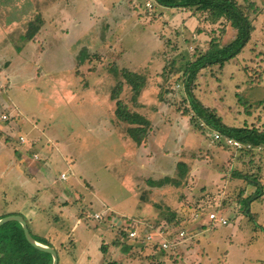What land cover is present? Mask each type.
Here are the masks:
<instances>
[{
	"label": "rangeland",
	"instance_id": "374dc122",
	"mask_svg": "<svg viewBox=\"0 0 264 264\" xmlns=\"http://www.w3.org/2000/svg\"><path fill=\"white\" fill-rule=\"evenodd\" d=\"M240 2L256 5L249 42L236 57L200 70L187 86L185 63L209 47L211 32H227L221 45L234 35L225 23L216 29L204 18L188 23L185 9L170 11L154 0H0V107L10 114L13 131L10 141L0 132V142L29 153L42 144L52 148L49 138L57 172L72 171L73 202L82 203L72 211L76 216L81 209L83 220L76 216L75 223L66 212L61 217L71 228L79 264L87 250L92 254L89 238L97 237V224L111 232L110 263L264 264V147L215 139V130L187 114L190 90L226 125L264 130V0ZM37 15L43 24L29 39ZM123 71L143 79L139 96ZM119 82L117 99L150 122L141 145L115 117L111 95ZM61 155H68L70 170ZM235 172L260 187L234 178ZM165 176L170 182L162 187L148 182ZM16 193L20 181L0 171V217L18 213L23 200ZM171 211L178 213L177 228L163 225ZM208 212L229 221L209 224ZM118 217L135 221L140 235L159 223L186 237L174 251L153 252L127 231L120 236L112 225Z\"/></svg>",
	"mask_w": 264,
	"mask_h": 264
},
{
	"label": "trees",
	"instance_id": "16d2710c",
	"mask_svg": "<svg viewBox=\"0 0 264 264\" xmlns=\"http://www.w3.org/2000/svg\"><path fill=\"white\" fill-rule=\"evenodd\" d=\"M154 3L155 5L167 8H184L185 10H190L196 20L204 18L209 26L214 27L213 29H216L215 25H218L220 22L225 23V25L229 26L231 30H234V35H232L231 39L226 41L223 45H221L223 39L222 36L227 32H224L223 35H218V32L216 34L215 32H211L212 38L209 40V47L204 52H200L196 55L193 60L185 63L186 67L183 72V77H185L184 82L187 86L188 82L192 81L200 70L212 65H222L226 61L236 57L250 40L253 30L251 14L253 13V9L256 10V5L253 2L248 6L244 4L245 2H240V0H154ZM34 21L31 22L28 27L29 32H32L28 37L29 39L38 32L43 24V19H41L39 15L35 17ZM206 33L208 34L210 32ZM231 33L232 32H230V34ZM215 36H218V38L215 39ZM178 72L181 71L178 70ZM123 76L128 84H130L134 96H139L144 84L143 79L138 74L128 71H123ZM120 90L121 82H119L117 88L113 90L111 99H117ZM188 104L190 107V113L187 112V114H189L190 120H192V118H197L203 121L207 127L218 132L222 137L233 139L241 144L264 147V130H260L255 126L249 127L244 125L242 127H236L226 125L214 109L209 108L198 101L191 94L190 90L188 91ZM115 117L119 122L129 125L126 129V135H128L136 145H141L142 142L146 141L150 122L145 116L138 112L130 111L120 100L117 99ZM4 136L6 137V140L9 139L7 135L4 134ZM233 176L234 178L247 179L249 183L258 188L261 185L256 179L250 178L245 174L235 172ZM148 182L151 186L162 187L170 182V177L165 176L158 181L148 180ZM248 201L249 198L243 200V203L248 205ZM16 214L21 215L20 213ZM7 215L11 214H6L4 216ZM170 216L171 218L168 221L164 220L166 223L163 225L177 228L180 225L178 221V213L171 211ZM118 220L120 223L117 225L116 231L123 237L125 236V231L123 230L125 225H121V223L131 222V220L126 217H118ZM158 224L159 223H156L154 227H157ZM27 227L36 241L54 248L58 255L63 244H61L62 246H55L48 239L35 235L28 223ZM106 247L107 246L103 244L101 245L100 250L102 253L106 252ZM113 263L115 262H108L107 264ZM0 264H52V257L49 253L40 251L27 242L22 226L19 222L9 221L0 226Z\"/></svg>",
	"mask_w": 264,
	"mask_h": 264
},
{
	"label": "crops",
	"instance_id": "0c3cea01",
	"mask_svg": "<svg viewBox=\"0 0 264 264\" xmlns=\"http://www.w3.org/2000/svg\"><path fill=\"white\" fill-rule=\"evenodd\" d=\"M173 9L170 11H175L177 8ZM180 9L181 8H178V10ZM183 12L185 14L189 13L187 15L188 18L185 19L186 22H195L196 18L191 14L190 10H185ZM179 16L181 17L183 15L180 13L177 15V17ZM158 17L160 19L162 16ZM0 84H2V82H0ZM3 112L6 113L7 111L0 107V115ZM28 124L32 127V129H36L35 125L30 121H28ZM9 127V123H3L0 120V132L3 135L4 130L7 128L9 129ZM8 140L10 141V137ZM0 141H2L1 137ZM9 141H5L3 144L0 142V158L5 164L3 169H0V171L7 177L11 176L14 180H18V182L20 181V194H16L20 195V198H22L23 202L20 204V208L17 210L18 213H20L25 218V220L27 219L26 221L28 225H31H29V227L35 235H39L42 238L48 239L55 246H62L61 244H63L62 248L58 252L59 264H79L78 259L73 256L74 250L76 248V242L71 235V228L67 226L66 223H64L65 221L62 220L61 217L62 212H66L67 215L72 216V219H74V222L76 223L77 221H80L79 218L76 219V216L82 215L81 209L79 210L80 214H76V216L72 211L73 209H78V207H80L82 204L80 202V198H77L78 200L73 202L76 193H72L73 189L70 190V188H73V186L68 182L69 176L73 175L72 171H70V173H66L62 170L57 172L58 161L55 165L56 157L54 155L55 152H53L55 145L49 138H47V142L51 144L52 148H49V145L46 146L42 144L39 145V147H42L41 150L34 149L29 153L27 150L25 152H19L16 148L10 147L11 145H9ZM36 153L39 156L37 159L33 157V155ZM67 158L68 155H61L59 159L65 162L68 170H70V165L67 163ZM62 173L66 174V179L64 180L60 179V175ZM79 188H81V185H79ZM90 195L91 196L87 197L86 202L88 206L92 205L94 201V198L92 197L93 195ZM100 205L103 207V203ZM57 206L60 207L57 208ZM87 207H85V210ZM105 208L106 207H104L103 210H105ZM93 213L97 214V211H94L90 214L93 215ZM81 219L83 220L82 216ZM44 223L45 225H43ZM74 226L75 224L72 225V227ZM100 228H98L97 224L95 228L97 237L89 238V244H92L93 246L92 254L89 250H87L88 255L86 256L85 261L81 264L108 263L106 262V258L108 245L111 239V232L109 229L108 232H106ZM102 244L107 246L105 253H101L102 251H99ZM150 248L153 252H158L157 248H152L151 246ZM96 252H100V254ZM91 255H95V257L93 258ZM151 256H155V254H151ZM114 261H116L117 264H125V261Z\"/></svg>",
	"mask_w": 264,
	"mask_h": 264
},
{
	"label": "built area",
	"instance_id": "2783aa9c",
	"mask_svg": "<svg viewBox=\"0 0 264 264\" xmlns=\"http://www.w3.org/2000/svg\"><path fill=\"white\" fill-rule=\"evenodd\" d=\"M146 6L150 8L152 6L151 2L150 1L146 2ZM0 88L2 89L1 84H0ZM0 120L3 123H9L11 117L7 112L6 113L3 112L0 115ZM3 133L11 137L13 131L11 130V127H9V129L7 128L6 130H4ZM214 137L215 139H219L222 136L218 132H215ZM225 140L228 144H233L236 145L237 147L240 146L239 142L233 139L225 138ZM18 142L23 143L24 137L20 135L18 137ZM33 157L37 159L38 155L34 154ZM60 179L62 180L66 179V174L62 173L60 175ZM206 214H207L206 219L209 224L226 225L227 222L229 221L227 217L216 214L215 212H208ZM199 216H200V211H198L195 214V219H197ZM95 217L99 218L100 214H96ZM119 223H120L119 220H117L112 225L115 226V228H117V225ZM123 224L125 225V228H123V230L128 232L129 238H131L134 241L141 240L143 242H146L152 248H157L158 250L174 251L177 249L178 245L180 244V241L184 240V238L186 237L185 231L182 230L178 234H175L172 229L170 228L168 229V227H164V226H159L157 228L151 227L149 230H146V232L143 235H140L138 232V227L135 224V221L132 220L131 222L121 223V225Z\"/></svg>",
	"mask_w": 264,
	"mask_h": 264
},
{
	"label": "water",
	"instance_id": "95a60500",
	"mask_svg": "<svg viewBox=\"0 0 264 264\" xmlns=\"http://www.w3.org/2000/svg\"><path fill=\"white\" fill-rule=\"evenodd\" d=\"M9 221H17L21 224L22 226V229H23V232H24V236L27 240V242L32 245L34 248L40 250V251H43V252H46V253H49L52 257V264H59L58 263V255L56 253V251L54 250V248L46 245V244H43V243H40L38 241H36L32 234L30 233L28 227H27V223L25 221V219L21 216V215H17V214H11V215H7V216H4L2 218H0V226H2L3 224L9 222Z\"/></svg>",
	"mask_w": 264,
	"mask_h": 264
}]
</instances>
